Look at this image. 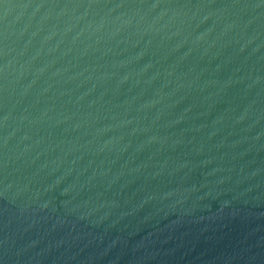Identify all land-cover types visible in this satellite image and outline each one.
I'll use <instances>...</instances> for the list:
<instances>
[{
	"label": "water",
	"instance_id": "95a60500",
	"mask_svg": "<svg viewBox=\"0 0 264 264\" xmlns=\"http://www.w3.org/2000/svg\"><path fill=\"white\" fill-rule=\"evenodd\" d=\"M0 264H264V0H0Z\"/></svg>",
	"mask_w": 264,
	"mask_h": 264
}]
</instances>
